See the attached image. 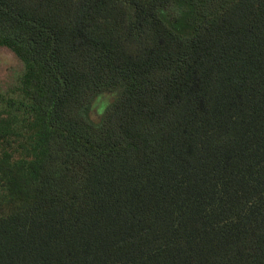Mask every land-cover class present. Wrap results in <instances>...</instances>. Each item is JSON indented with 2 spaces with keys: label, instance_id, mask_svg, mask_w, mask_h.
<instances>
[{
  "label": "trees",
  "instance_id": "obj_1",
  "mask_svg": "<svg viewBox=\"0 0 264 264\" xmlns=\"http://www.w3.org/2000/svg\"><path fill=\"white\" fill-rule=\"evenodd\" d=\"M0 46V264H264V0H0Z\"/></svg>",
  "mask_w": 264,
  "mask_h": 264
},
{
  "label": "rangeland",
  "instance_id": "obj_2",
  "mask_svg": "<svg viewBox=\"0 0 264 264\" xmlns=\"http://www.w3.org/2000/svg\"><path fill=\"white\" fill-rule=\"evenodd\" d=\"M25 70V63L12 50L0 46V92L9 94L19 85ZM115 93H105L97 97L91 109V117L99 120L104 107L114 100ZM0 104L3 101L0 100Z\"/></svg>",
  "mask_w": 264,
  "mask_h": 264
}]
</instances>
